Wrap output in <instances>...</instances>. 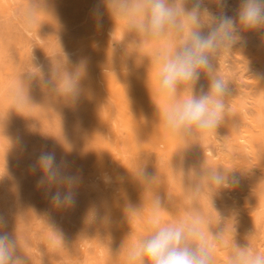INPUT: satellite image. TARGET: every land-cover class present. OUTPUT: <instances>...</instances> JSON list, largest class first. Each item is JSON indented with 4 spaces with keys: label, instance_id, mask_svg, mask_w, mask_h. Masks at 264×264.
I'll return each instance as SVG.
<instances>
[{
    "label": "rangeland",
    "instance_id": "rangeland-1",
    "mask_svg": "<svg viewBox=\"0 0 264 264\" xmlns=\"http://www.w3.org/2000/svg\"><path fill=\"white\" fill-rule=\"evenodd\" d=\"M238 6L239 0H228L227 14L234 15ZM134 38L125 34L123 21L115 25L108 17L102 0H0V95L5 99L0 105V215L7 221L4 231L17 239L18 254L26 264H126L127 247L144 234L153 195V189L143 193L130 173L144 161L147 173L158 175L155 190L162 199L170 197L163 219L174 222L179 217L182 199L172 183V164L186 157L187 150L183 139L169 133L165 142L152 141L148 131L152 99L156 97L162 108L166 101L134 81L148 63L157 76V55L178 41L141 40L137 47L131 44ZM36 64L42 65L44 79L50 81L47 87L39 79L27 80ZM216 64V74L233 90L227 101L230 115L216 133L195 138L202 149L195 165L204 162L242 176L237 189L214 198L215 208L224 220L235 219L226 222V241H231L235 223L236 241L243 243L250 236V245L264 252V40L249 33L246 46L223 52ZM77 73V98L89 107V115L77 117L67 105L55 115H40L28 98L16 99L21 78L34 94L62 97L63 77ZM116 82L129 89L115 88ZM200 83L206 85L205 77ZM140 105L148 110L143 112ZM122 116L132 126L126 128ZM90 126L94 130L89 133ZM71 133L83 138L90 134L97 153L103 155L102 163L90 159L79 164L75 156L62 154L56 142ZM138 135L142 143L133 145ZM128 147L130 170L127 176L114 178L113 171L126 162ZM43 151L55 152L57 162L66 161L68 170L80 178L73 209L53 210L44 190L37 187L40 175L33 174L30 165ZM104 176L111 177V183H104ZM203 197L201 211L215 222L218 217L209 194ZM142 204V216L126 215L128 205ZM92 205L100 207L101 216L107 214L103 222L87 219ZM228 251L226 244L219 246L215 264H226Z\"/></svg>",
    "mask_w": 264,
    "mask_h": 264
},
{
    "label": "clouds",
    "instance_id": "clouds-1",
    "mask_svg": "<svg viewBox=\"0 0 264 264\" xmlns=\"http://www.w3.org/2000/svg\"><path fill=\"white\" fill-rule=\"evenodd\" d=\"M104 12L117 24L123 21L125 34H134L131 44L139 46L141 40L177 38L176 43L166 47L156 58V90L166 101L164 109L157 108L158 122L165 131L185 142L198 136L216 133L229 118V105L233 90L230 82L217 75L219 56L234 46L247 45V34H256L264 40V0H239L234 15L227 14L228 0H102ZM31 20V14L28 15ZM27 80L39 79L44 87L42 65L36 64ZM201 76L206 85L201 84ZM80 75H67L62 97L75 100L80 91ZM61 78L57 79L58 88ZM20 82L16 90L18 102L26 101L27 88ZM146 161L139 164L135 181L146 189H153L150 211L145 219L144 234L135 238L127 247L126 264H215V252L219 246L229 247L226 264H264V252L253 248L246 237L239 243L235 237L226 241V222L215 208L214 198L234 191L242 176L234 170L210 168L204 162L199 167L184 170L183 161L172 164L174 173H180L189 194V207L182 217L166 222L162 217L166 200L155 190L158 175H149ZM33 174L39 173L37 187L44 190L55 211H67L76 206L80 178L68 170L66 161L57 162L55 152L43 151L34 164ZM104 183L111 177L104 176ZM207 192L212 208L217 213L215 222L198 206L196 198ZM100 207L92 205L87 219H106ZM126 215H143L140 208L128 205ZM223 220V226L222 225ZM6 218L0 215V264H26L25 257L18 254V242L4 229Z\"/></svg>",
    "mask_w": 264,
    "mask_h": 264
},
{
    "label": "bare ground",
    "instance_id": "bare-ground-1",
    "mask_svg": "<svg viewBox=\"0 0 264 264\" xmlns=\"http://www.w3.org/2000/svg\"><path fill=\"white\" fill-rule=\"evenodd\" d=\"M239 54H241V52ZM255 55H256V53H254V56ZM251 56L252 55H250V57ZM50 63H52V61ZM149 64L150 63L146 64L142 71H139V72H137V74H135L134 81L137 83V85L144 87L145 91L148 94H154L157 90H156V88H153L152 86L156 85L157 76L153 72V69L151 67L152 65L150 66ZM56 66H58V65H56ZM53 67H55V66L53 65ZM4 77H7V76H4ZM117 77H119V76H117ZM65 79H67V78L63 77L62 82H63L64 86L67 83V80L64 82ZM249 79H250V77H249ZM21 81H23L25 83V85H28L26 83L25 79L21 78L18 81V87H19V84ZM146 81H148V84H146ZM113 86L115 88H119V89H126V87L129 89L128 84L124 85L121 82H116V83H114ZM0 92H2L1 89H0ZM26 98L29 99L31 109L34 112L36 111L40 115L43 113H51V114L55 115L57 113V111L64 105H67L69 107V109L77 115V117H83L86 114L89 115V113H90L89 107L85 104H82V102H80V100L78 98H76L75 100H71V99H66L64 97H59L55 94H48V95L37 94V93L34 94L29 89V87L27 88ZM4 100H5L4 96L0 95V101L2 102V103H0V105L3 106ZM152 104H153L154 109H153V113L150 114L151 115V126L148 128L149 134H150L153 142H155V143H160L162 141L165 142L168 139V134L163 129V126L158 122V115H157V111H158L157 108L161 111L164 108H162V104L158 103L156 97H154L152 99ZM139 109L142 110L143 112H146L148 110L147 107H145V106L143 107L142 105L139 106ZM5 112L7 113L8 116L11 115V112H9L8 110H5ZM122 121H123V124L126 128H129L130 126H132V121L128 117L122 116ZM93 130L94 129L92 126L88 127V129H87V131L89 133L92 132ZM139 133H140V131L137 132V134H139ZM141 143H142V139L138 135L136 137L133 145H137V144H141ZM183 145H184L185 149L187 150L186 157L179 159L177 164L182 160L183 165H184V170H185V172H187L190 167H193V166L196 167L195 163H196L197 159L202 157V154H201L202 149H201V145L198 143V140H196L195 138L193 140L188 141V142H185L183 140ZM56 146L59 148V150L62 154L63 153L64 154H71V155L75 156L79 164L84 163L86 161H89L90 159H94V161L97 164L102 163V161H103V155L97 153V142L92 139L90 134H88L85 138L80 137L78 134H72V133L65 135V136L61 137L59 140H57ZM129 149H130V147H128V150H127L128 152H126V155H125V161L126 162L121 164L119 167H117L113 171L114 178L120 179L122 177L127 176V174H128L127 171L130 170L128 161L131 162V160H132L130 157L131 151H129ZM110 150H111V148H108V151H110ZM231 157L234 161L236 160V159H234L233 155L230 156V158ZM133 182L136 183L134 178H133ZM172 183L175 186V191L180 194L181 199H182V207L180 208V211H179V217H182L186 208L189 207V194L187 193V191L185 189L184 181H183V178H182L180 173H174L173 172ZM204 201L205 200H204L203 194L199 195L196 198V202H197V204L201 210H202ZM251 223H253V222L251 221Z\"/></svg>",
    "mask_w": 264,
    "mask_h": 264
}]
</instances>
